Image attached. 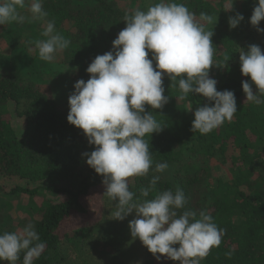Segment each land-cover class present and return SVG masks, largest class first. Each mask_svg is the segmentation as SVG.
<instances>
[{"label": "trees", "instance_id": "16d2710c", "mask_svg": "<svg viewBox=\"0 0 264 264\" xmlns=\"http://www.w3.org/2000/svg\"><path fill=\"white\" fill-rule=\"evenodd\" d=\"M123 1L126 0H43L46 19L54 20L56 30L71 41L67 49L57 53L60 52V62L74 71V81H87L90 74L86 68L91 61L112 49V41L126 27L125 14L136 8L144 10L142 5L136 6L135 0H129L132 8L123 7ZM244 4L241 14L246 38L231 37L224 23L226 16L216 28L207 29L213 30L214 61L223 64L213 66L209 74L217 80L218 91L234 92L238 111L233 121H225L206 135L193 132L195 108L209 101L201 94L183 97L178 83L176 101L169 97L162 109L145 106L164 126L160 132L145 137L153 167L156 162L166 161L169 165L157 189L180 188L187 200L186 208L206 211L225 230L220 246L213 247L201 264H264V104L246 101L241 82H252L250 76L242 75L239 62L240 48L247 50L248 45L256 44L264 51V41L257 40L256 28L250 24L252 14ZM185 5L197 18L201 12L213 16L220 12L213 0H188ZM233 48H236L234 55ZM31 63L39 69L32 68L33 76L29 78L14 68L0 71V174L18 177L35 186L18 185L2 195L7 198L9 211L15 207L12 201H21L28 216V220L24 219L34 226L39 242L45 245L34 264H92L84 252L98 243L107 251L118 240L103 237L95 241L93 231L100 221L110 226L117 220L102 213L98 223L89 224L95 214L97 217L100 214L94 195L101 191L111 212L115 211V202L103 195V177L82 156L95 146L89 145L82 129L67 121L70 109H61L59 100L33 86L41 80V69L47 62L35 64L24 53L19 68L24 71L25 65L31 67ZM253 90L256 91L254 83ZM164 94L168 96L166 91ZM8 102L17 107L23 104L18 112L24 120L20 133L5 117ZM152 174L150 170L147 177L129 178L130 190L139 196ZM22 195H26L27 201L21 200ZM154 195L150 193L148 198ZM4 215L0 233L19 231L18 225L25 222L20 220L13 225L15 219ZM124 223L119 221L120 226ZM105 234L108 233L103 232L102 236ZM233 249L231 258L226 257L225 253ZM145 250L144 256L134 263L118 258L117 254L110 256L112 261L108 264H158L147 247ZM20 255L17 264H22L23 252Z\"/></svg>", "mask_w": 264, "mask_h": 264}, {"label": "clouds", "instance_id": "9594fccd", "mask_svg": "<svg viewBox=\"0 0 264 264\" xmlns=\"http://www.w3.org/2000/svg\"><path fill=\"white\" fill-rule=\"evenodd\" d=\"M233 3L224 10L231 11ZM25 4L26 0H0V25L23 23L26 17L20 10ZM27 11L31 20L46 22L42 32L46 39L36 41L35 47L41 60L53 62L56 53L67 49L71 41L56 30L54 20L46 19L43 0H30ZM243 19L237 12L229 17V27H237ZM123 20L126 27L112 41V49L96 55L86 68L87 81H75L68 97L67 121L82 129L89 145L95 146L82 156L103 177V195L116 206L112 218L122 221L135 212L129 221L131 236L139 238L158 261L163 257L178 264H201L213 247L220 246L225 230L206 211L186 208L180 188L157 189L169 165L156 162L153 167L145 137L164 126L145 106L162 109L168 102L166 75L172 87L178 83L183 97L201 94L209 101L195 108L193 132L206 135L225 121H233L238 111L234 92L218 91L217 80L209 74L213 66L223 65L214 61L213 30H206L207 25L216 24L217 17L201 12L197 18L184 3L158 0L146 11L133 9ZM261 20L264 0H257L250 24L264 33ZM239 53L240 71L252 82H241L246 101L264 104V51L250 44ZM150 170L151 179L137 196L129 188V178L147 177ZM150 193L155 195L149 199ZM39 240L31 223L19 231L0 233V261L17 264L23 252L22 264H34L45 248ZM234 251L226 252V257L231 258Z\"/></svg>", "mask_w": 264, "mask_h": 264}, {"label": "rangeland", "instance_id": "374dc122", "mask_svg": "<svg viewBox=\"0 0 264 264\" xmlns=\"http://www.w3.org/2000/svg\"><path fill=\"white\" fill-rule=\"evenodd\" d=\"M136 6L142 5L143 9L146 11L148 6L150 4H154L158 2V0H135ZM188 0H176V2L180 3H186ZM216 2V4L220 8L219 14H217L214 17H217V22L215 25H207V29H211L215 27L220 21L223 19L224 16V23L226 28L228 29L229 33L231 34V37L233 39L235 38H246V30L243 31L244 25L242 21L240 24L235 28H230L228 19L230 16H234L237 12L241 13L243 4L246 3L247 12L252 14L254 6L257 3V0H234L233 3V9L231 11L224 10L227 6H230L232 3V0H213ZM30 0H26L25 8L21 9V14L25 15L26 20L23 23H17V22H11L5 25H0V71H7V69L14 68L16 71H19L20 74L26 75L27 78L33 76L32 74V68L33 69H39L38 66H32L29 67L28 65H25L24 71L21 70L20 64L22 61V57L24 53L29 57L30 62H35V64H42L43 60L39 58L38 55V49L35 47V42L38 40L46 39V37L42 36V32L44 27L46 26L45 21H34L31 20V13L27 11L28 3ZM125 8H132V6L129 5V0L123 1L121 4ZM245 5V4H244ZM40 23V24H39ZM42 23V24H41ZM259 27L264 28V20H261ZM216 28V27H215ZM255 36L258 41H264V33L257 32L255 29ZM15 35V36H13ZM13 36V37H12ZM10 40V41H9ZM18 46V47H16ZM236 48H233L231 50V54L234 55ZM149 58H151V53H149ZM33 60V61H31ZM61 55L60 52L56 53V59L53 62H47L46 67H42V78L41 80H37L34 83V87L41 92H45L46 94L54 97L55 99L59 100V107L61 109H70L69 103H68V97L71 94L72 91H74V78H73V70L70 68L65 67L62 62H60ZM28 62V61H27ZM155 63V62H154ZM28 64V63H27ZM61 65V67H60ZM37 74V71H36ZM35 74V75H36ZM164 87L165 91L170 97V99L173 101H176L177 94V88L171 86V80L168 78V76H164ZM23 108V104L20 105V107H17L14 102H8L7 104V112L5 117H9V119L12 121L13 126L17 133H20V129L24 126V120L22 116L18 113L19 110ZM172 110V108H170ZM217 171V169H214ZM213 170V171H214ZM28 186V187H34V184H27L25 180H22L18 177L13 176H3L0 174V204H4L3 206L0 205V223H3L5 221V215L9 214L11 215L12 219H15L13 222V225H18L17 222L20 220H24L25 222L22 223L21 228L19 230L23 229L24 226L28 224L26 220H28L27 214H25L21 208V201L20 203H16L12 201L15 204V207L13 206L11 211L8 210V206L6 207L5 201L7 198L3 197L2 195L4 192L8 191L10 188L15 186ZM22 201H27L26 195H22ZM94 199L96 201V208H98V211H100L99 217L95 214V219L91 221V224H96L100 221L101 216L103 214H106L107 216L111 215L110 211V205L105 203L104 198L102 197V192L97 191L94 195ZM16 201V200H15ZM106 210V211H105ZM6 211V212H5ZM99 213V212H98ZM103 213V214H102ZM136 213L133 212L129 214L123 221L125 225L120 226L119 221L117 220L113 222L110 226H106L107 224L101 223V221L96 226V229H94V237L96 238L95 241H99V239H102L103 237H113V241L115 242V237L118 238L117 242H115L114 245H109L112 247V249H108L105 251L103 248H101L100 244H95L92 249H89L88 251L84 252L86 253V256H88L90 263L92 264H108L111 263L112 259L110 256H115L119 254L118 258L128 261L130 263L136 262V260L141 259L146 250L142 242L139 240V238H133L130 233L129 228V221L132 220L135 217ZM26 220H25V219ZM116 220V219H115ZM91 227V226H90ZM105 227V228H104ZM103 232H107L108 234H105L102 236ZM104 251V252H103ZM89 253V255L87 254ZM167 264V259H164L163 257L161 260H159L158 264Z\"/></svg>", "mask_w": 264, "mask_h": 264}]
</instances>
